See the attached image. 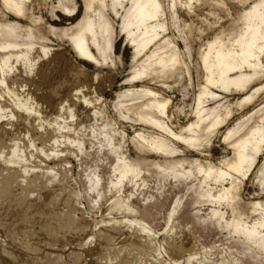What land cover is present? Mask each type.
I'll return each instance as SVG.
<instances>
[{
    "label": "bare ground",
    "instance_id": "1",
    "mask_svg": "<svg viewBox=\"0 0 264 264\" xmlns=\"http://www.w3.org/2000/svg\"><path fill=\"white\" fill-rule=\"evenodd\" d=\"M262 6L0 0V264H264ZM208 232L226 243L195 251Z\"/></svg>",
    "mask_w": 264,
    "mask_h": 264
},
{
    "label": "rangeland",
    "instance_id": "2",
    "mask_svg": "<svg viewBox=\"0 0 264 264\" xmlns=\"http://www.w3.org/2000/svg\"><path fill=\"white\" fill-rule=\"evenodd\" d=\"M42 14L45 18V21L47 23H53V24H56L58 26H63V25H69V24H72L74 23L75 21H77L80 17V12L77 13L76 11V14L74 15H71V16H68V15H65V14H62V13H58L60 18L57 20H53L50 18L49 16V13L47 11H42ZM36 16H39V15H36ZM54 45H55V49L59 48L57 46H59V44L57 42H54ZM199 45V44H198ZM117 49H116V53L117 54H120V60L115 68V70L113 71V74L116 78V84L114 86L113 89H109V82L108 80L110 79V74H109V71L107 69H104L103 70V73H108V75L105 77L106 80L101 83L102 85V88H101V91L100 93L103 95L104 97V100H106L107 102V106L110 107V102L114 99V96H115V92H119L121 91L122 89H124L126 86L123 85V81L126 79L127 75H128V69H127V66H129L130 64V60H131V55H132V50L129 49V48H125L124 46H122V42H120L118 45H117ZM180 46L182 48H184V44L183 43H180ZM62 48L60 49H64L66 50V58L75 62L74 64H76L77 66L79 67H83L85 70L89 71V72H92L94 71V65L88 63V62H83L81 60H79L78 58H76V56L74 55L73 52H71L68 47H65V46H62ZM125 66V68L123 67ZM68 74V75H67ZM59 78H65L67 77L68 79H70V81H74V80H77L78 79V75L75 76V74L72 73V71L70 70L68 73H63V74H59L57 75ZM57 77V79H58ZM105 83V84H104ZM172 96H174V101L176 104H180L181 105V96H179L178 94H172ZM253 107H250V108H247L244 110V112H239L238 114H236L228 123L226 126L223 127L222 131L230 128L231 126H233L236 121L243 115L247 114L249 111H251ZM81 121L83 122H87V119L85 117V114L82 113L81 115ZM180 123H185V120H181ZM214 148H213V152H212V155H213V159L215 161H218L220 158H222V156H226L227 153L226 151L224 150V145L220 142L219 139H217L215 141V144H214ZM264 157H261L260 159V162H262ZM73 162V166L76 165V163L74 161ZM255 188L252 187V185L250 184V181H247L246 182V185L244 187V191H243V196L245 199H249L252 194L255 193ZM98 216V215H97ZM96 216V217H97ZM100 218V215L97 217V219ZM225 235H212L210 232L208 233H205L203 236H200V237H197L196 238V242H197V247L195 248V251H198L199 249H201V246L204 245H213L214 249H218L219 247H222V245L224 243H226L225 241V238H224ZM215 257V255L213 256ZM147 264H149V262L147 261L146 262Z\"/></svg>",
    "mask_w": 264,
    "mask_h": 264
},
{
    "label": "snow or ice",
    "instance_id": "3",
    "mask_svg": "<svg viewBox=\"0 0 264 264\" xmlns=\"http://www.w3.org/2000/svg\"><path fill=\"white\" fill-rule=\"evenodd\" d=\"M264 7V6H262ZM261 21H262V27H264V15L261 16ZM217 43H219V41H217ZM260 44H261V51L264 52V35H261V39H260ZM249 52H248V55L251 56V49L255 48L256 47V40H255V35L252 39V41L249 42ZM240 55H245V53H240ZM253 59L255 58L254 56L252 57ZM2 158V157H0ZM262 227H264V224H262Z\"/></svg>",
    "mask_w": 264,
    "mask_h": 264
}]
</instances>
